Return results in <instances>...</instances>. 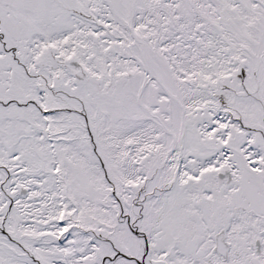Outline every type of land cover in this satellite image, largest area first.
I'll use <instances>...</instances> for the list:
<instances>
[{"label": "snow or ice", "instance_id": "6c2138e0", "mask_svg": "<svg viewBox=\"0 0 264 264\" xmlns=\"http://www.w3.org/2000/svg\"><path fill=\"white\" fill-rule=\"evenodd\" d=\"M0 264H264V0H0Z\"/></svg>", "mask_w": 264, "mask_h": 264}]
</instances>
